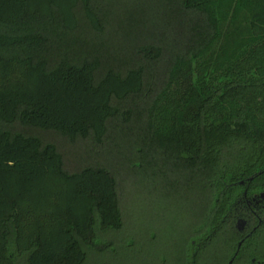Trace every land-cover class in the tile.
<instances>
[{
    "label": "trees",
    "instance_id": "16d2710c",
    "mask_svg": "<svg viewBox=\"0 0 264 264\" xmlns=\"http://www.w3.org/2000/svg\"><path fill=\"white\" fill-rule=\"evenodd\" d=\"M78 6L97 39L75 34ZM17 120L94 149L129 127L132 150L163 153L205 203L188 244L220 238L229 171L264 137V0H0V122ZM121 180L0 124V264H83L97 223L124 224Z\"/></svg>",
    "mask_w": 264,
    "mask_h": 264
},
{
    "label": "rangeland",
    "instance_id": "374dc122",
    "mask_svg": "<svg viewBox=\"0 0 264 264\" xmlns=\"http://www.w3.org/2000/svg\"><path fill=\"white\" fill-rule=\"evenodd\" d=\"M76 13L79 31L75 34L100 37L90 29L81 6L77 7ZM102 25L100 34L106 35L110 28ZM0 124L56 144L68 170H78L87 164L97 165L103 159L122 176L118 190L124 224L121 229H113L102 228L97 223V239L92 245H84L87 258L83 264L185 263L186 251L189 249L192 253L187 235L198 229L204 217L202 214L206 212L203 209L205 203L199 201V195L190 193L191 187L183 170L174 168L163 153L156 152L149 144L144 153L132 150L134 138L125 136L129 127L120 128L113 142L94 149L92 137L70 139L55 130L25 126L19 120ZM137 139L136 136L135 142ZM136 161L139 166L134 165ZM229 241L234 244L231 237L218 238L204 253L201 264H226L230 259ZM259 247L258 255L264 258L263 241ZM15 260L16 264H28L25 254H16ZM243 261L244 258L237 264L245 263Z\"/></svg>",
    "mask_w": 264,
    "mask_h": 264
},
{
    "label": "flooded vegetation",
    "instance_id": "af4514ba",
    "mask_svg": "<svg viewBox=\"0 0 264 264\" xmlns=\"http://www.w3.org/2000/svg\"><path fill=\"white\" fill-rule=\"evenodd\" d=\"M248 162L243 168L229 171L227 207L221 219L222 239L235 235L236 243L229 241L227 251L231 254L227 264H264L258 255L260 242H264V137H251ZM246 150V149H245ZM218 239L217 226H213L204 239L192 238V253L186 254L184 264H201L204 253ZM235 246V249H234ZM243 261V262H244Z\"/></svg>",
    "mask_w": 264,
    "mask_h": 264
},
{
    "label": "water",
    "instance_id": "95a60500",
    "mask_svg": "<svg viewBox=\"0 0 264 264\" xmlns=\"http://www.w3.org/2000/svg\"><path fill=\"white\" fill-rule=\"evenodd\" d=\"M233 260H231L230 264H232Z\"/></svg>",
    "mask_w": 264,
    "mask_h": 264
}]
</instances>
